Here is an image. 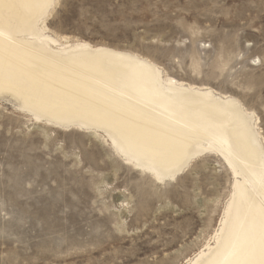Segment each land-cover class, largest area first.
I'll use <instances>...</instances> for the list:
<instances>
[{"label":"rangeland","instance_id":"obj_1","mask_svg":"<svg viewBox=\"0 0 264 264\" xmlns=\"http://www.w3.org/2000/svg\"><path fill=\"white\" fill-rule=\"evenodd\" d=\"M51 34L149 58L240 100L264 136V0H59ZM219 154L163 184L97 133L60 130L0 101V264H186L232 190Z\"/></svg>","mask_w":264,"mask_h":264},{"label":"bare ground","instance_id":"obj_2","mask_svg":"<svg viewBox=\"0 0 264 264\" xmlns=\"http://www.w3.org/2000/svg\"><path fill=\"white\" fill-rule=\"evenodd\" d=\"M59 0H0V101L64 131L97 133L160 184L223 157L232 190L219 227L186 264H264V136L233 96L164 74L149 58L49 32Z\"/></svg>","mask_w":264,"mask_h":264}]
</instances>
